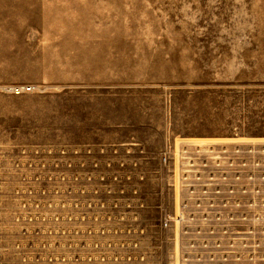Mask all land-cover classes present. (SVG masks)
I'll return each mask as SVG.
<instances>
[{
    "label": "rangeland",
    "instance_id": "1",
    "mask_svg": "<svg viewBox=\"0 0 264 264\" xmlns=\"http://www.w3.org/2000/svg\"><path fill=\"white\" fill-rule=\"evenodd\" d=\"M0 75V264H264V0H0Z\"/></svg>",
    "mask_w": 264,
    "mask_h": 264
},
{
    "label": "built area",
    "instance_id": "2",
    "mask_svg": "<svg viewBox=\"0 0 264 264\" xmlns=\"http://www.w3.org/2000/svg\"><path fill=\"white\" fill-rule=\"evenodd\" d=\"M10 92L15 93L16 95H20L23 93H32L36 91V87L35 86H17V87H12L9 89ZM243 173L247 172V169L244 168L242 170ZM219 194V193H218ZM201 203V201H195V205L199 206ZM210 206L215 207L216 205H222V206H234V207H241V206H247V202L243 201L241 199H235L233 201H228V200H219V199H215V200H211L209 201ZM250 204V203H248ZM255 204V202L251 203V205ZM183 209L181 210L180 214L176 217V219H180V220H186L188 218V211H187V202H183L182 204ZM238 215H234L231 218H227L225 220H246L247 218L244 217V215L242 213H240V211H237ZM249 217V215H247ZM255 219H260L259 217H256ZM250 218V217H249ZM251 219V218H250Z\"/></svg>",
    "mask_w": 264,
    "mask_h": 264
},
{
    "label": "crops",
    "instance_id": "3",
    "mask_svg": "<svg viewBox=\"0 0 264 264\" xmlns=\"http://www.w3.org/2000/svg\"><path fill=\"white\" fill-rule=\"evenodd\" d=\"M70 69L71 68H68V70H70ZM74 69H75V67H74ZM68 73H71V72H68ZM68 75L71 76L72 78H74L73 77V73L68 74ZM17 79H19V77L16 76V75H11V76H8V77H5V76L0 75V83H13V82H17L18 81ZM94 216H96V215H90V217H86V218H88L87 220L90 222L92 219H94ZM74 218H75V216H74ZM87 232H88L87 230H83V231L82 230H79V233H86L87 234ZM83 239H86L89 243H91L92 246H94V244L97 245L96 240L95 241H92L87 236L83 237ZM72 242L73 243L75 242L74 239H73ZM98 244H99L100 247H103L105 245L104 240L100 239ZM74 246H75V243H74ZM70 264H82V263H75V262H72L71 263L70 262ZM99 264H102V263H99Z\"/></svg>",
    "mask_w": 264,
    "mask_h": 264
}]
</instances>
